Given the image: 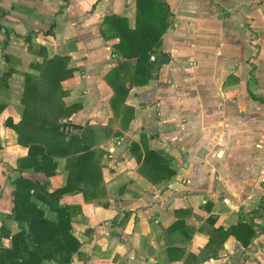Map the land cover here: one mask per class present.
Returning <instances> with one entry per match:
<instances>
[{
  "label": "crops",
  "instance_id": "obj_1",
  "mask_svg": "<svg viewBox=\"0 0 264 264\" xmlns=\"http://www.w3.org/2000/svg\"><path fill=\"white\" fill-rule=\"evenodd\" d=\"M165 1L172 17L160 49L168 61L157 78L130 88L125 103L133 118L115 137L103 128L120 130L104 76L117 63V38L104 39L99 28L108 13L133 26L135 0H0V76L15 71L0 89V229L11 235L26 226L11 216L16 177L48 180L49 190L66 183L62 156L54 157L49 178L20 168L28 148L5 124L20 119L22 73L37 75L32 63L60 55L73 68L61 81L62 99L81 104L68 119L93 127L100 165L95 196L76 190L59 199L80 242L69 264H264V101L250 96L264 99V0ZM142 134L149 148L170 157V179L152 183L138 172L129 144ZM32 200L55 217L48 204ZM240 218L253 222L248 245L233 235L207 245L213 228ZM175 221L182 224L166 230ZM10 244L0 236V247Z\"/></svg>",
  "mask_w": 264,
  "mask_h": 264
},
{
  "label": "trees",
  "instance_id": "obj_2",
  "mask_svg": "<svg viewBox=\"0 0 264 264\" xmlns=\"http://www.w3.org/2000/svg\"><path fill=\"white\" fill-rule=\"evenodd\" d=\"M210 2L213 3V0ZM171 17L172 12L165 0H135L133 26H130L126 16L114 13L102 16L100 35L104 39L117 38L112 45V55L118 60L105 74L104 80L113 92L109 106L114 120H119L120 130L103 127L108 136H121L133 118V108L125 103L130 88L158 77L159 58L164 54L160 49L162 36L170 25ZM25 38L30 39L29 35ZM152 54L155 55L154 60L150 59ZM3 57L7 61L8 56L3 54ZM67 61V56L44 55L41 62L32 63L31 67L39 73H22L20 119L15 123L10 118L5 120V124L15 131L17 142L28 148L26 156L17 160L20 168H32L49 178L57 166L54 157L62 156L67 160L68 176L65 185L54 190L48 189V180L32 181L22 175L14 179L11 216L18 222H25L26 226H20L11 235L1 226L0 236H9L11 244L0 247V264H40L44 259L69 264L72 254L80 246L71 232L69 208L59 206V199L62 194L76 190L95 196L92 190L95 191V174L98 175L100 165L92 147L93 127L74 129L69 126L68 118L81 104L74 102L67 105L62 99L67 92L62 89L61 81L71 77L73 71V68L67 67ZM13 72L14 69L8 67L0 76V89L7 86ZM250 96L264 101L254 94ZM146 139V135L142 134L138 142L129 144V151L139 165L138 172L152 183L170 179L175 173L169 165L170 157L160 150L149 148ZM32 198L48 204L55 217H47ZM259 209L264 211V197ZM207 219L213 222L211 218ZM180 224L181 221H175L166 230H173ZM254 234L253 222L240 218L234 225L213 228L207 245L218 247L229 235H233L246 246Z\"/></svg>",
  "mask_w": 264,
  "mask_h": 264
},
{
  "label": "water",
  "instance_id": "obj_3",
  "mask_svg": "<svg viewBox=\"0 0 264 264\" xmlns=\"http://www.w3.org/2000/svg\"><path fill=\"white\" fill-rule=\"evenodd\" d=\"M159 61L162 63H166L168 61V57L166 55H162L160 56ZM63 121H66V119H63ZM69 126H71L74 129L81 128V125L73 123V122H70Z\"/></svg>",
  "mask_w": 264,
  "mask_h": 264
},
{
  "label": "built area",
  "instance_id": "obj_4",
  "mask_svg": "<svg viewBox=\"0 0 264 264\" xmlns=\"http://www.w3.org/2000/svg\"><path fill=\"white\" fill-rule=\"evenodd\" d=\"M150 58H151L152 60H154V59H155L154 55H151V56H150Z\"/></svg>",
  "mask_w": 264,
  "mask_h": 264
}]
</instances>
